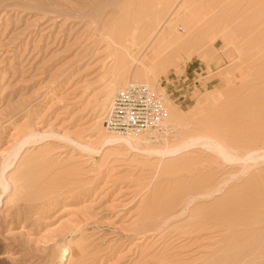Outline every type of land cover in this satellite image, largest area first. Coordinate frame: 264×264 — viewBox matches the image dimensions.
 <instances>
[{
	"label": "rangeland",
	"instance_id": "rangeland-1",
	"mask_svg": "<svg viewBox=\"0 0 264 264\" xmlns=\"http://www.w3.org/2000/svg\"><path fill=\"white\" fill-rule=\"evenodd\" d=\"M132 82L232 158L105 144ZM5 159L0 264H264V0H0Z\"/></svg>",
	"mask_w": 264,
	"mask_h": 264
},
{
	"label": "built area",
	"instance_id": "built-area-1",
	"mask_svg": "<svg viewBox=\"0 0 264 264\" xmlns=\"http://www.w3.org/2000/svg\"><path fill=\"white\" fill-rule=\"evenodd\" d=\"M169 115L164 95L141 83L119 90L104 117V126L117 135H141L161 130Z\"/></svg>",
	"mask_w": 264,
	"mask_h": 264
},
{
	"label": "bare ground",
	"instance_id": "bare-ground-1",
	"mask_svg": "<svg viewBox=\"0 0 264 264\" xmlns=\"http://www.w3.org/2000/svg\"><path fill=\"white\" fill-rule=\"evenodd\" d=\"M147 73H148V71H147ZM147 73H146V75H147ZM151 76H152V73H151ZM147 77V76H146ZM147 78H149V76L147 77ZM133 83H139V82H132L131 84H133ZM141 84H143V83H141ZM120 85H121V83H120ZM130 85V84H129ZM128 85V86H129ZM146 85V84H145ZM117 86V85H116ZM116 86H114L115 88H112L113 89V91H115L117 88H116ZM147 86H151L150 84H148ZM113 87V86H112ZM112 91V92H113ZM162 95H164L165 96V98H166V102H167V97H166V95L165 94H162ZM171 112V113H170ZM175 116H174V114H173V111L171 110L170 111V109H169V115H168V118H167V122L169 121V123H165V124H163V129L164 130H166L165 132V134H168L170 131H171V128H170V126L172 125V124H174L173 122H175V118H174ZM171 124V125H170ZM175 127V126H174ZM106 129V128H105ZM107 131V130H106ZM108 133H110V132H108ZM152 132H150V133H145V134H141V135H148V134H151ZM111 134H113V135H115V136H117V137H109L107 140H106V142H105V144H110V145H112V144H114L115 145V143H123V144H125V145H127V146H129V147H131L132 149H135L136 151H141V152H144V153H147V154H150V155H159V156H161V157H172V156H177V155H179L182 151H186L187 149L189 150L190 149V147L191 148H193V146L195 145L196 146V144L198 145V143L200 142V141H202V142H207V143H209V146H213V148H215L216 150H218L221 154H223L224 155V157L226 158H229V159H231L230 158V156H229V153L226 151V149L225 148H223L222 146H220V144L218 143H215V141H213V140H211V139H204V138H196V139H192L191 138V140L189 139V141H186V142H184V143H181V144H178V145H176L175 147H172V148H164V149H144L143 148V142H142V140H141V136L140 135H128V136H125V135H117V134H114V133H111ZM133 137H135V138H133ZM211 146V147H212ZM19 149H21L20 147H19ZM214 151V150H213ZM8 153H10V152H8ZM12 153V152H11ZM21 152H18V151H16V153H15V155H12V156H14V159H17L18 158V156H19V154H20ZM253 155V154H252ZM9 156H10V154H9ZM11 156V157H12ZM8 159V158H7ZM7 159H5V161H4V163H3V168H2V173H1V179H0V182H1V185L6 189L7 187H8V185H7V187H6V183H4V180H5V182L7 181L6 179V171H7V169L10 167V166H12V164H10V163H8L7 162ZM224 159V158H223ZM8 160H10V159H8ZM243 160V159H242ZM251 162V161H250Z\"/></svg>",
	"mask_w": 264,
	"mask_h": 264
}]
</instances>
